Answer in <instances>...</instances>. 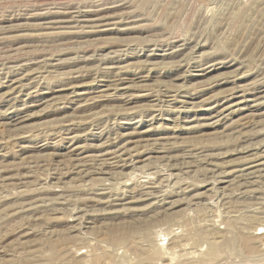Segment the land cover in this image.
I'll return each mask as SVG.
<instances>
[{
  "label": "rangeland",
  "instance_id": "rangeland-1",
  "mask_svg": "<svg viewBox=\"0 0 264 264\" xmlns=\"http://www.w3.org/2000/svg\"><path fill=\"white\" fill-rule=\"evenodd\" d=\"M219 260L264 264V0H0V264Z\"/></svg>",
  "mask_w": 264,
  "mask_h": 264
},
{
  "label": "bare ground",
  "instance_id": "bare-ground-1",
  "mask_svg": "<svg viewBox=\"0 0 264 264\" xmlns=\"http://www.w3.org/2000/svg\"><path fill=\"white\" fill-rule=\"evenodd\" d=\"M59 18V17H58ZM92 22V21H91ZM103 22V21H102ZM97 23V22H96ZM84 24V23H83ZM99 28V27H98ZM43 42V41H42ZM156 53V52H155ZM107 85V84H106ZM253 164V163H252ZM222 259V258H221ZM221 261H223V260H219V261H217L218 262V264H219V262L220 263H222L223 264V262H221ZM216 262V261H215Z\"/></svg>",
  "mask_w": 264,
  "mask_h": 264
}]
</instances>
